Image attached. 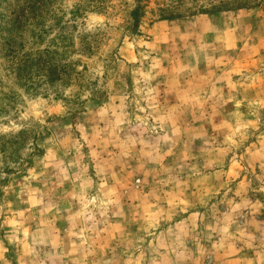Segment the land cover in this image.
<instances>
[{"label": "rangeland", "instance_id": "1", "mask_svg": "<svg viewBox=\"0 0 264 264\" xmlns=\"http://www.w3.org/2000/svg\"><path fill=\"white\" fill-rule=\"evenodd\" d=\"M137 2L0 0V264H264V0Z\"/></svg>", "mask_w": 264, "mask_h": 264}, {"label": "trees", "instance_id": "2", "mask_svg": "<svg viewBox=\"0 0 264 264\" xmlns=\"http://www.w3.org/2000/svg\"><path fill=\"white\" fill-rule=\"evenodd\" d=\"M137 1L138 2L136 7L130 13L132 18L131 28L133 30H137L139 28L145 8V6L141 4L142 3L141 0H137ZM38 5H40V0H27L25 6H22V4H19L17 6L16 10L19 11L12 17L10 21L11 25H9L6 28L8 29L9 35H13L9 39L5 40V44L10 45L7 56L17 60L15 61V63H13L12 67H14L13 72L16 73L18 78L26 79V80H34L35 79L34 75L39 74L43 78V80H45L48 83H52L54 75L56 74V78L64 82L66 79L65 75L67 74L66 68H72L73 66L74 68L73 71H75L76 64L74 62L69 61L66 65L57 64L55 62L56 58L54 57V53L52 51L45 49H42L44 51L40 50L39 45L36 46L37 52L35 54H31L32 52H27L25 50L26 44L23 40L22 34H19V36L13 34L16 30L22 31L23 29H25V31H27V26L30 24V15L39 13ZM223 5L226 4L215 5L209 9L201 8V10H199L200 11L199 13H212L211 11L217 12L221 10L223 7L229 8V6H223ZM182 6L183 9H185L184 11H187V8H184L185 6L183 1H178V2L173 1L171 5L166 6L167 8L161 9L160 19H174L187 15L188 12H184L181 10ZM69 36L70 34L65 35L61 33V37L68 38ZM69 38H71V36ZM72 44L73 42L71 41L70 45ZM33 71L35 72L33 73ZM59 71L61 73L57 75ZM67 77H69L68 74Z\"/></svg>", "mask_w": 264, "mask_h": 264}]
</instances>
